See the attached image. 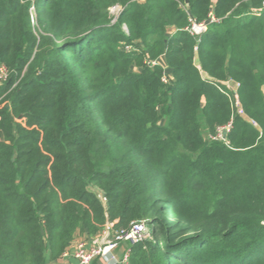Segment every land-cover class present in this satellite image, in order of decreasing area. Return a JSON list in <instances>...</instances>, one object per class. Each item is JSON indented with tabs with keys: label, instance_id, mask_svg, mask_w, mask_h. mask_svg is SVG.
Returning <instances> with one entry per match:
<instances>
[{
	"label": "trees",
	"instance_id": "16d2710c",
	"mask_svg": "<svg viewBox=\"0 0 264 264\" xmlns=\"http://www.w3.org/2000/svg\"><path fill=\"white\" fill-rule=\"evenodd\" d=\"M263 2L0 0V264L107 221L151 236L115 264H264Z\"/></svg>",
	"mask_w": 264,
	"mask_h": 264
},
{
	"label": "built area",
	"instance_id": "2783aa9c",
	"mask_svg": "<svg viewBox=\"0 0 264 264\" xmlns=\"http://www.w3.org/2000/svg\"><path fill=\"white\" fill-rule=\"evenodd\" d=\"M139 1V0H136ZM114 8H118V13L113 16L112 21L114 22L117 18L118 14L121 11L120 6L116 5L109 9L110 13L111 10ZM262 8H264V2L262 3ZM260 12V9H253L252 13L258 14ZM218 19H216L212 12L208 13L207 20L202 22H195L194 20L190 19L189 26L185 28V31L192 36L193 38L199 39V37L206 31L207 25L209 23H215ZM123 30L125 31V27L123 26ZM156 61H151L150 65L154 66L156 65ZM8 78V72L7 69L4 66H0V82H5ZM163 83H167L166 76H163L161 78ZM229 83H233L231 81L222 82V85H224L227 89L234 92V98H235V105L238 107L239 103L237 100L236 95V89L238 87L237 84H235V89L231 90ZM5 104V103H4ZM1 104L0 108L4 105ZM241 112V111H239ZM17 123H20L21 125H25V122L23 119H16ZM231 128V122L219 126L215 129L214 135L208 136L211 140H219L224 141L226 134L229 132ZM98 198L101 200L102 203H105V198L99 194ZM151 239L150 232L146 226L145 221H139L132 223L128 228L126 229H114V222H105V224L102 226L101 231V237L99 241H96L91 247L86 248L83 243H77L76 246L73 248V250L70 252L71 256L77 260L79 264H91L94 260H101L103 263H110L115 264L117 262H126L129 249L125 251L123 254V257L121 258V261L117 260L115 256L113 255V251L118 247L121 243H127L130 245L140 243L144 240ZM67 252L63 253V256H67Z\"/></svg>",
	"mask_w": 264,
	"mask_h": 264
},
{
	"label": "crops",
	"instance_id": "0c3cea01",
	"mask_svg": "<svg viewBox=\"0 0 264 264\" xmlns=\"http://www.w3.org/2000/svg\"><path fill=\"white\" fill-rule=\"evenodd\" d=\"M168 31L170 33L174 32V29L173 28H170L168 29ZM102 231V229H101ZM101 231L96 234V235H87L85 233H79L77 232L76 235H75V238L73 239L70 247L65 251L69 254H67V256H63L57 260L56 262L54 263H51V264H79L77 262V260H75L70 252L73 250V248L76 246L77 243H83L85 245L86 248H89L91 247L96 241H99L100 240V237H101ZM129 244L127 243H121L118 245V247L113 251V255L115 256V258L119 261H121V258L123 257V254L125 253V251L127 249H129ZM97 264H110V263H103L101 260H97L96 261Z\"/></svg>",
	"mask_w": 264,
	"mask_h": 264
},
{
	"label": "rangeland",
	"instance_id": "374dc122",
	"mask_svg": "<svg viewBox=\"0 0 264 264\" xmlns=\"http://www.w3.org/2000/svg\"><path fill=\"white\" fill-rule=\"evenodd\" d=\"M117 13H118V8H114V9L111 10V13H110V14H111V15L113 14V16H114V15L117 14ZM229 86H230V89H231V90H234L236 85H235L234 83H232V84L229 83ZM203 135H204L205 137L208 135V134H207V131H206L205 129L203 130Z\"/></svg>",
	"mask_w": 264,
	"mask_h": 264
}]
</instances>
